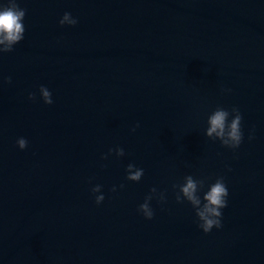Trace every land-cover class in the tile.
Returning <instances> with one entry per match:
<instances>
[{
  "label": "water",
  "instance_id": "obj_1",
  "mask_svg": "<svg viewBox=\"0 0 264 264\" xmlns=\"http://www.w3.org/2000/svg\"><path fill=\"white\" fill-rule=\"evenodd\" d=\"M17 2L24 38L0 53V264H264V0ZM217 107L241 113L236 149L205 135ZM188 175L201 198L224 178L220 228L177 202Z\"/></svg>",
  "mask_w": 264,
  "mask_h": 264
},
{
  "label": "clouds",
  "instance_id": "obj_2",
  "mask_svg": "<svg viewBox=\"0 0 264 264\" xmlns=\"http://www.w3.org/2000/svg\"><path fill=\"white\" fill-rule=\"evenodd\" d=\"M26 16V9L19 6L17 0H7L5 5L0 6V53H7L13 50V46L19 43L24 38L25 26L24 18ZM60 25H75L77 20L74 19L71 13L65 12L63 17L59 21ZM8 82H11V77L8 78ZM41 97L45 104H52V98L50 91L41 86ZM35 93H29V99L35 100ZM232 117L229 120V117ZM242 116L238 108L233 107L231 111L217 107L207 119V125L205 135L212 140H219L221 144L230 149H236L240 146L243 140V133L241 131ZM138 126V125H137ZM249 139H253L252 135H249ZM18 147L23 150L27 147V140L23 137L18 138L16 141ZM113 150L110 149L109 153ZM115 154L118 157H122L125 153L123 148H116ZM104 159L107 156L102 157ZM126 179L138 182L144 174L142 168H137L134 164L129 163L126 168ZM203 180H196L191 175L184 177V182L180 185H174L173 187L179 188V193L176 196L178 203L186 200L195 209L196 217L198 218V227L203 230L204 233L210 232L214 227L220 228L222 212L221 209L227 206L226 198L229 195L228 188L225 185L224 178L218 177L214 183L208 185V190L203 193L201 198L198 192L204 187ZM123 187V185H121ZM113 191L116 189L113 188ZM91 191L93 193H100L101 186L95 185ZM151 193L155 194L156 189H151ZM153 199V195L145 197L144 203L139 205V211L144 215L146 219L153 218V210L150 207L149 201ZM159 199L163 201L164 195L160 194ZM104 200L103 194L95 196V202L99 205ZM203 201V202H202Z\"/></svg>",
  "mask_w": 264,
  "mask_h": 264
}]
</instances>
